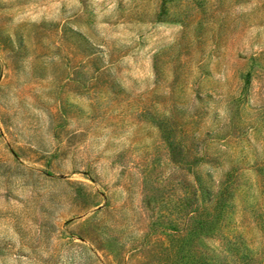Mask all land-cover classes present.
Wrapping results in <instances>:
<instances>
[{
	"label": "rangeland",
	"instance_id": "374dc122",
	"mask_svg": "<svg viewBox=\"0 0 264 264\" xmlns=\"http://www.w3.org/2000/svg\"><path fill=\"white\" fill-rule=\"evenodd\" d=\"M0 264H264V0H0Z\"/></svg>",
	"mask_w": 264,
	"mask_h": 264
}]
</instances>
